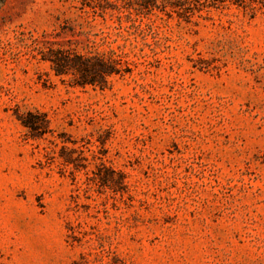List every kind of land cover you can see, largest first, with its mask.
<instances>
[{
	"label": "rangeland",
	"instance_id": "obj_1",
	"mask_svg": "<svg viewBox=\"0 0 264 264\" xmlns=\"http://www.w3.org/2000/svg\"><path fill=\"white\" fill-rule=\"evenodd\" d=\"M118 5L0 6V264H264V7Z\"/></svg>",
	"mask_w": 264,
	"mask_h": 264
},
{
	"label": "trees",
	"instance_id": "obj_2",
	"mask_svg": "<svg viewBox=\"0 0 264 264\" xmlns=\"http://www.w3.org/2000/svg\"><path fill=\"white\" fill-rule=\"evenodd\" d=\"M142 2L146 8H159V6L161 5L163 7L170 6L172 8H176V12L178 14L186 13L188 9L190 14H192L194 11H199L205 7L218 8L219 6L226 5L227 3L237 6H243L245 4H251L255 2L264 7V0H142ZM3 3L4 0H0V6ZM82 6L84 9L89 8L95 9L96 11L101 10V12L104 13L120 9L118 0H115L113 2L110 0H82ZM48 60L51 62L53 69L55 70L57 75H63L71 72L74 75H79L80 78L88 77L87 75H85L88 73V70L85 66L90 62L89 58H85L83 56L72 57L70 55H60L51 57ZM113 73H117V71L114 69H108L103 64L99 69L94 71V74L102 80H105L106 76ZM82 84L95 85L96 81L93 79L89 81L87 79H83ZM37 125L35 123L30 125L28 123H23V126L29 128L31 131L34 130V127Z\"/></svg>",
	"mask_w": 264,
	"mask_h": 264
}]
</instances>
